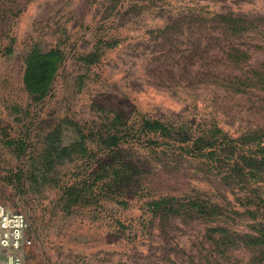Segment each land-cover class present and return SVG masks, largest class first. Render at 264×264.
Returning <instances> with one entry per match:
<instances>
[{"label": "rangeland", "instance_id": "374dc122", "mask_svg": "<svg viewBox=\"0 0 264 264\" xmlns=\"http://www.w3.org/2000/svg\"><path fill=\"white\" fill-rule=\"evenodd\" d=\"M0 204L24 264H264L208 232L264 241V0H0Z\"/></svg>", "mask_w": 264, "mask_h": 264}, {"label": "built area", "instance_id": "2783aa9c", "mask_svg": "<svg viewBox=\"0 0 264 264\" xmlns=\"http://www.w3.org/2000/svg\"><path fill=\"white\" fill-rule=\"evenodd\" d=\"M28 226L26 215L0 204V264H24L20 254L31 245Z\"/></svg>", "mask_w": 264, "mask_h": 264}, {"label": "trees", "instance_id": "16d2710c", "mask_svg": "<svg viewBox=\"0 0 264 264\" xmlns=\"http://www.w3.org/2000/svg\"><path fill=\"white\" fill-rule=\"evenodd\" d=\"M233 17V13L219 14L215 15L211 19V21L214 23L222 21L224 25L221 26V29L223 30L225 29V26H228L229 28H234V31H237L240 27L245 24V20H240L236 22L235 20H233ZM238 22L241 23V26L238 25ZM229 62H231V59H229ZM208 232L215 233L217 235L216 240L213 241V244L224 247L225 251L236 250L239 245H244V247L248 248L252 244L256 246V248L260 249V256L262 258L264 257V241L259 238H250L247 236L243 237L236 234L230 235V233L223 228H215Z\"/></svg>", "mask_w": 264, "mask_h": 264}]
</instances>
